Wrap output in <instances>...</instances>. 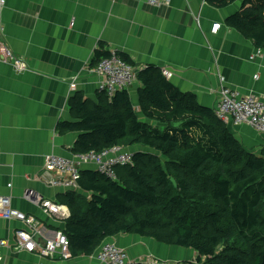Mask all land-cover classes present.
Masks as SVG:
<instances>
[{"label":"crops","instance_id":"obj_1","mask_svg":"<svg viewBox=\"0 0 264 264\" xmlns=\"http://www.w3.org/2000/svg\"><path fill=\"white\" fill-rule=\"evenodd\" d=\"M241 2L217 9L205 0H170L155 7L145 0H5L1 40L19 58L20 66L0 62V196L9 197L12 209L37 219L42 237L63 231V217L44 212L24 194L32 191L62 205L59 196L70 191L49 184L59 176L44 170V158L74 160L77 133H60L58 123L72 121L68 102L75 94L97 102L98 78L91 62L99 48L127 56L139 69L149 65L167 69L170 83L214 111L225 89L236 98L254 96L264 103V50L225 24ZM216 23L221 26L214 34L211 27ZM139 87L135 81L130 98L137 116L143 118ZM227 124L244 148L264 153V134L246 124L231 120ZM124 150L144 152L135 146ZM80 168L95 170L92 163ZM61 210L69 215L65 205ZM19 230L27 227L0 219V242L5 243L0 246V264H100L96 254L62 261L29 253L16 245ZM106 241L124 249L135 262L151 257L189 263L197 257L191 249L136 235Z\"/></svg>","mask_w":264,"mask_h":264},{"label":"trees","instance_id":"obj_2","mask_svg":"<svg viewBox=\"0 0 264 264\" xmlns=\"http://www.w3.org/2000/svg\"><path fill=\"white\" fill-rule=\"evenodd\" d=\"M205 1L223 9L237 0ZM225 24L264 50V0H242ZM108 57L97 49L92 68ZM136 78L143 119L123 90L97 92L96 103L75 94L72 121L58 123L60 133H77L74 155L155 151L132 153L130 163L114 167L115 178L82 170L78 190L59 196L69 210L62 233L72 257L92 256L106 240L129 234L197 254L180 264H264V153L244 148L214 110L181 92L160 67L139 69Z\"/></svg>","mask_w":264,"mask_h":264},{"label":"built area","instance_id":"obj_3","mask_svg":"<svg viewBox=\"0 0 264 264\" xmlns=\"http://www.w3.org/2000/svg\"><path fill=\"white\" fill-rule=\"evenodd\" d=\"M147 4L155 7L160 4H167L170 0H145ZM5 0H0V62L9 61L15 67H19L20 61L12 51L1 40L2 24L1 11ZM73 24V21L70 23ZM220 24H213L211 33H217ZM138 68L126 63L118 55V52H111L110 57L102 59L92 69V73L98 78L97 92L112 96L115 92L129 89L136 81ZM162 74L169 78L171 73L167 69H162ZM219 119H231L235 125L246 124L257 133L264 134V103L254 96H247L239 99L225 89L221 91V100L215 109ZM132 161V155L127 152H120L119 148H111L101 153L89 152L83 155H74V160L64 159L58 156L49 155L44 159V170L48 173H57L59 177L49 181L52 186H60L67 190H76L80 178V165L93 163L96 170L102 174L115 178L114 167L124 166ZM26 199L32 201L44 212L55 217L66 218L61 206L26 191ZM0 219L16 220L27 227V231H17L15 233L16 245L29 253L45 259L68 260L71 258L68 239L61 232L57 231L52 238L42 237L39 222L32 216L23 214L11 208L10 199L7 196H0ZM0 242V246H5ZM97 260L100 264H132L125 251L111 243L101 245ZM1 263V253H0Z\"/></svg>","mask_w":264,"mask_h":264},{"label":"clouds","instance_id":"obj_4","mask_svg":"<svg viewBox=\"0 0 264 264\" xmlns=\"http://www.w3.org/2000/svg\"><path fill=\"white\" fill-rule=\"evenodd\" d=\"M221 26V25H220ZM259 50V49H258ZM260 51V50H259ZM111 53V52H110ZM118 54H120V53H118ZM133 66V65H132ZM133 67H135V66H133ZM137 68V67H136ZM163 69H165V68H163ZM138 70H139V68H138ZM161 71H162V69H161ZM168 79V78H167ZM136 81H137V78H136ZM127 91H128V89H127ZM222 120V119H221ZM228 120H231V119H228ZM228 120H222L226 125H228L227 123H228ZM232 121V120H231ZM234 124V123H233ZM241 125V124H240ZM256 132V131H255ZM261 134V133H260ZM120 152H127V153H130V152H128V151H125V150H123V149H120ZM131 155H132V153H130ZM74 155V154H73ZM53 156H55V155H53ZM62 158V157H61ZM45 159V158H44ZM65 159V158H64ZM93 164V163H92ZM94 166H95V164H93ZM95 170H96V166H95ZM81 168H80V173H81ZM97 171V170H96ZM78 190V188L76 189V190H70V191H77ZM50 201V200H49ZM52 202V201H51ZM57 204V203H56ZM57 205H59V204H57ZM59 206H64V205H59ZM12 208V207H11ZM20 212V211H19ZM22 213V212H21ZM24 214V213H23ZM30 216V215H29ZM69 216V215H68ZM68 216H66V218H64V220H66L67 218H68ZM33 217V216H32ZM62 232V231H61ZM104 243H111V244H113L114 246H116L114 243H112V242H109V241H105ZM104 243H102V244H104ZM101 247V246H100ZM100 247H99V249H100ZM117 247V246H116ZM99 249L96 251V257H97V253H98V251H99ZM121 249V248H120ZM124 250V249H123ZM125 251V250H124ZM126 253V252H125ZM126 255H127V253H126ZM71 257H72V255H71ZM97 259V258H96ZM69 260V259H68ZM62 261H65V260H62ZM131 261V260H130ZM99 262V261H98ZM132 262V264L135 262V261H131ZM136 262H142L143 263V260H141V259H139V260H137ZM135 262V263H136Z\"/></svg>","mask_w":264,"mask_h":264},{"label":"bare ground","instance_id":"obj_5","mask_svg":"<svg viewBox=\"0 0 264 264\" xmlns=\"http://www.w3.org/2000/svg\"><path fill=\"white\" fill-rule=\"evenodd\" d=\"M143 263L144 264H180V263H176V262H161V261H158V260L151 258V257L145 258L143 260Z\"/></svg>","mask_w":264,"mask_h":264},{"label":"rangeland","instance_id":"obj_6","mask_svg":"<svg viewBox=\"0 0 264 264\" xmlns=\"http://www.w3.org/2000/svg\"><path fill=\"white\" fill-rule=\"evenodd\" d=\"M129 94H130V97L132 96V94H131V92H132V90L131 89H129ZM139 119H143L142 117H139ZM154 126H157L156 124L154 125ZM159 129H163V126H159ZM135 147H137V148H140V149H142L143 148V151L144 152H151V153H155V151H153L152 149H150V148H147V147H143V146H135ZM165 158H163L162 157V160H164ZM141 260H143V258L141 259Z\"/></svg>","mask_w":264,"mask_h":264}]
</instances>
